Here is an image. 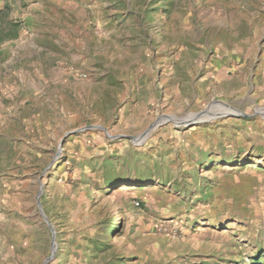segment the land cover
Wrapping results in <instances>:
<instances>
[{
  "label": "rangeland",
  "instance_id": "rangeland-1",
  "mask_svg": "<svg viewBox=\"0 0 264 264\" xmlns=\"http://www.w3.org/2000/svg\"><path fill=\"white\" fill-rule=\"evenodd\" d=\"M2 1L0 264H264V0Z\"/></svg>",
  "mask_w": 264,
  "mask_h": 264
},
{
  "label": "crops",
  "instance_id": "crops-1",
  "mask_svg": "<svg viewBox=\"0 0 264 264\" xmlns=\"http://www.w3.org/2000/svg\"><path fill=\"white\" fill-rule=\"evenodd\" d=\"M2 2H4V1L0 0V7L2 6ZM232 48L233 49H230L231 55L225 56L223 59L224 61L229 60L230 57L236 58L237 61H239L241 59L243 61L254 60V61L259 63L260 72L257 75H259L261 73L264 74V43H262L261 46L258 44H255L254 46L249 45V47H246L244 49V52H242L241 49L237 45L233 46ZM240 65H241V62H240ZM250 76H251V74H250Z\"/></svg>",
  "mask_w": 264,
  "mask_h": 264
},
{
  "label": "bare ground",
  "instance_id": "bare-ground-1",
  "mask_svg": "<svg viewBox=\"0 0 264 264\" xmlns=\"http://www.w3.org/2000/svg\"><path fill=\"white\" fill-rule=\"evenodd\" d=\"M210 108H213V107H210ZM212 110V109H211ZM207 111L206 113H202V114H196V113H192L190 114L188 117L184 118L183 121H180V122H189V121H194V120H203V119H210L211 117L215 116L216 114H227V113H234L233 111L225 108V107H217V111L215 112H212V111ZM204 114V115H203ZM168 117V116H167ZM168 119V118H166ZM171 119V118H170ZM162 121V120H161ZM155 127V126H154ZM154 127L151 129L153 130ZM151 130H148V133L151 131ZM153 132V131H152ZM147 133V132H146ZM146 133H144L143 135H145ZM142 135V136H143ZM55 249H56V242L52 244V251L53 253L55 252Z\"/></svg>",
  "mask_w": 264,
  "mask_h": 264
},
{
  "label": "water",
  "instance_id": "water-1",
  "mask_svg": "<svg viewBox=\"0 0 264 264\" xmlns=\"http://www.w3.org/2000/svg\"><path fill=\"white\" fill-rule=\"evenodd\" d=\"M96 127H97V128H102V127H100V126H96ZM102 129H103V128H102ZM40 211H41V214H42V216H43V218H44L46 224H47V225L51 228V230H52V244H53V243H55V239H54V238H55V232H54V229H53L52 225L50 224L49 220L47 219V217L45 216V214L42 212L41 208H40ZM51 248H52V246H51ZM53 255H54V253H53V251H52V255L46 258V260L44 261V264H47L48 261H49L50 259H52Z\"/></svg>",
  "mask_w": 264,
  "mask_h": 264
},
{
  "label": "trees",
  "instance_id": "trees-1",
  "mask_svg": "<svg viewBox=\"0 0 264 264\" xmlns=\"http://www.w3.org/2000/svg\"><path fill=\"white\" fill-rule=\"evenodd\" d=\"M0 41H1V38H0ZM119 180H120V178H116V177H115V179H113V180H112V179H107L106 182H110V181H119ZM255 263H258V261H256Z\"/></svg>",
  "mask_w": 264,
  "mask_h": 264
},
{
  "label": "built area",
  "instance_id": "built-area-1",
  "mask_svg": "<svg viewBox=\"0 0 264 264\" xmlns=\"http://www.w3.org/2000/svg\"><path fill=\"white\" fill-rule=\"evenodd\" d=\"M84 76V75H83ZM136 205L138 204L137 202L135 203Z\"/></svg>",
  "mask_w": 264,
  "mask_h": 264
}]
</instances>
